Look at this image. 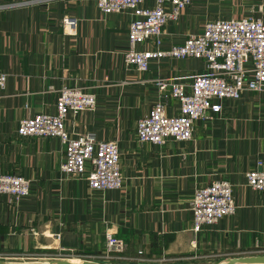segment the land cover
Masks as SVG:
<instances>
[{
    "label": "crops",
    "instance_id": "1",
    "mask_svg": "<svg viewBox=\"0 0 264 264\" xmlns=\"http://www.w3.org/2000/svg\"><path fill=\"white\" fill-rule=\"evenodd\" d=\"M251 13L264 18V0H193L167 22L161 47L183 43L208 20ZM65 16L78 20L76 36L64 34ZM131 20L129 12H101L95 0L0 10V71L8 74L0 98V169L25 175L32 189L19 201L0 194L1 258L72 254L102 264L216 263L264 247V195L245 179L258 160L264 168V91L225 100L222 112L195 124L187 142L141 143L137 121L159 98L155 79L190 84L205 65L185 58L154 61L147 72L126 67ZM67 85L96 96L94 110L68 114L67 129L117 141L121 188L99 191L65 174L59 138L17 133L22 118L56 112ZM165 101L168 114L176 113V100ZM222 178L234 184L237 211L195 233L194 191ZM108 235L123 240L120 253L105 254Z\"/></svg>",
    "mask_w": 264,
    "mask_h": 264
},
{
    "label": "built area",
    "instance_id": "2",
    "mask_svg": "<svg viewBox=\"0 0 264 264\" xmlns=\"http://www.w3.org/2000/svg\"><path fill=\"white\" fill-rule=\"evenodd\" d=\"M63 0H0V10L36 4L48 5ZM105 14L129 12L132 20L128 31V46L124 64L128 68L147 72L154 61L194 58L203 60L204 70L191 77L190 84L175 78H157L159 98L149 113L137 121V135L141 143L163 146L170 141L187 142L198 121L220 113L227 99L237 100L246 92L264 91V18L251 15L208 20L200 33L187 36L183 43L162 48L163 28L170 20H178L184 7L193 0H95ZM78 20L65 16L64 34L76 36ZM151 43L145 49L142 45ZM8 74L0 71V98L5 90ZM177 103V112L168 114L166 98ZM56 112L34 113L22 118L17 133L23 137H57L64 147L65 160L61 170L68 176L82 178L95 190L119 189L123 184L121 152L115 140L102 139L86 132H69L68 114L92 111L98 105L96 96L78 86H65L59 90ZM1 106V105H0ZM257 167L245 173L249 186L264 195V168ZM31 180L23 174H12L0 169V194L10 201L31 194ZM191 201L193 231L200 232L216 225L225 216L237 211L234 184L227 179L213 180L206 187L195 189ZM60 234H57L59 236ZM107 256L120 253L123 240L108 235ZM264 245V244H263ZM255 254L264 253V247Z\"/></svg>",
    "mask_w": 264,
    "mask_h": 264
},
{
    "label": "water",
    "instance_id": "3",
    "mask_svg": "<svg viewBox=\"0 0 264 264\" xmlns=\"http://www.w3.org/2000/svg\"><path fill=\"white\" fill-rule=\"evenodd\" d=\"M0 264H102L94 260H83V261H75V260H15L10 261L7 258L0 257ZM213 264H264V253H245L236 256H228L225 259H222Z\"/></svg>",
    "mask_w": 264,
    "mask_h": 264
},
{
    "label": "rangeland",
    "instance_id": "4",
    "mask_svg": "<svg viewBox=\"0 0 264 264\" xmlns=\"http://www.w3.org/2000/svg\"><path fill=\"white\" fill-rule=\"evenodd\" d=\"M222 18V17H221ZM223 19V18H222ZM214 20H217V19H214ZM190 211H191V204H190ZM192 214V212H191ZM207 228V227H206ZM196 233V232H195ZM199 233V232H197ZM23 259H26V260H76V261H83V260H89V259H86V258H83V257H77V256H74L72 254H57L55 257H46V258H40V257H33V258H22ZM10 261H15L13 259H9ZM17 261V260H16ZM46 262V261H45ZM174 264H178V263H174ZM181 264H187V263H181ZM189 264V263H188ZM190 264H213V263H209V262H198V263H190Z\"/></svg>",
    "mask_w": 264,
    "mask_h": 264
},
{
    "label": "bare ground",
    "instance_id": "5",
    "mask_svg": "<svg viewBox=\"0 0 264 264\" xmlns=\"http://www.w3.org/2000/svg\"><path fill=\"white\" fill-rule=\"evenodd\" d=\"M42 261H48V260H42ZM72 261V260H71ZM76 261V260H75ZM78 262V261H77Z\"/></svg>",
    "mask_w": 264,
    "mask_h": 264
}]
</instances>
